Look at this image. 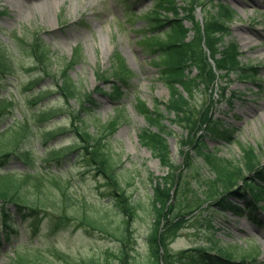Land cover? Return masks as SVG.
Segmentation results:
<instances>
[{
	"label": "trees",
	"instance_id": "obj_1",
	"mask_svg": "<svg viewBox=\"0 0 264 264\" xmlns=\"http://www.w3.org/2000/svg\"><path fill=\"white\" fill-rule=\"evenodd\" d=\"M190 2L184 15L185 18L190 17L197 27L198 34L192 39L187 38V27L176 22L180 20L179 17L161 14L157 7L148 14V18L153 20L149 30L157 29L160 32L167 29V39L161 40L157 33L150 31L143 38L148 43L155 39L157 45L166 49L160 55L163 56L160 60L153 56L151 62L160 69L159 77L170 89V97L162 102L163 108H151L145 101L141 104L138 101L139 110L148 123L138 133L140 141L170 170L164 177L150 174L153 183L152 223L148 234L150 261L151 264H240L250 259V253L237 256L230 249L218 246L207 249L197 245L179 250L167 246L180 227L177 224L182 221V212L192 214L195 209L183 211L185 206H182L181 195L189 187V180L171 160L167 135L173 133V128L164 119L179 129L190 131V138L201 130L194 146L201 149L210 162L214 157L213 165L217 170L213 181L215 185L210 184V190L204 194L206 202L222 211H249L259 225L264 223L254 213L255 210L264 213V204L260 203L264 201V164L259 163L252 149L248 154L254 158L249 160L247 167L234 166L218 156L216 150L215 153L204 151L207 150V137L229 141L232 134L228 133V126L223 120L210 112L209 105L199 108L196 104V94L204 82L210 83L218 77L228 79L233 74L245 77L250 72L249 79L252 80L256 67H246L247 64L241 59L239 44L228 38L231 35L229 22L234 17V11L227 4L217 0L210 7V17H204L201 28L191 12L193 9L188 8L194 3L193 0ZM21 41L22 49L30 51L33 58L30 68H41L43 74L49 75L54 61L50 46L42 35L39 32L32 35L26 43L29 51L25 41ZM0 46V68L12 72V55L3 45ZM206 50L214 57V65L209 62ZM75 61L71 57L56 69L55 86L37 87L42 75L31 79L24 89L33 90L28 102L37 105V108L0 131V251L4 244L11 245L13 240L18 239L22 229L30 231L29 242L41 238L42 231L56 233L71 229L74 232L81 230L88 235L100 233L112 236L118 243L116 264H131L134 249L131 225L138 202L122 183V161L113 146V135L121 115L102 120L93 92L84 90L68 73ZM109 61L107 68L97 69L96 76L105 86L110 85L111 91L104 89L105 86L101 87V83L93 91L108 92L112 99L119 102L120 96L128 89L126 81L131 70L118 50L112 52ZM191 65L197 69L195 75L186 71V67ZM52 90L59 95L57 99H49ZM225 92L224 86L221 93ZM72 99L74 103L70 104ZM13 102L5 100L0 104V122L6 109L12 108ZM164 110L173 113V116L166 115ZM59 117L62 119L59 120ZM51 121L55 125L49 127ZM180 137L183 144L189 142L187 133ZM64 138H68L65 143L62 141ZM16 160L23 163L21 168L11 167ZM246 168L252 173L247 174ZM88 178L96 180L94 182L101 194L108 198L101 203L120 216L119 225L113 226L107 214L98 207L101 203H92L81 193L80 188ZM237 180L240 184L234 188ZM172 195L174 200H170ZM231 197L244 201L245 205L234 202ZM24 248L25 253L21 254L20 249L15 247L16 259L11 258L12 264H46L37 257L26 255L29 248ZM162 248L164 254H161ZM67 260L70 264H110V260L95 256Z\"/></svg>",
	"mask_w": 264,
	"mask_h": 264
},
{
	"label": "rangeland",
	"instance_id": "obj_2",
	"mask_svg": "<svg viewBox=\"0 0 264 264\" xmlns=\"http://www.w3.org/2000/svg\"><path fill=\"white\" fill-rule=\"evenodd\" d=\"M193 2L188 8L193 9L191 12L202 28L204 17H210V7L217 0ZM221 2L234 11V17L229 22L231 35L228 38L239 44L241 59L247 63L246 67L253 68V64L258 67L255 70L256 82L249 80L251 72L245 77L233 74L228 79L218 77L210 83L204 82L201 90L197 92V107L209 105L210 112L216 118H221L228 126V133L232 134L230 142L207 137V150L204 151L215 153L216 150L218 156L230 161L234 166L247 167L249 160L254 158L252 154H248L252 149L259 163L264 164V0ZM190 4V0H20L15 5L10 0H0V45L12 55L13 66L12 72L0 68V102L6 97L14 101L12 108L4 112L6 115L1 119L0 131L6 129L12 121L22 119L28 111L37 108V105L28 102L33 90L24 89L31 79L42 75L43 78L37 87L55 86L56 69L71 57L76 59L68 73L84 90L93 92L99 106L97 112L102 120L121 115L113 135V146L122 161V183L138 202L137 213L131 225L134 237L131 264H151L148 234L152 223L153 183L150 174L164 177L170 171L161 164L158 156L141 143L138 135L141 127L148 126L139 110L138 101L140 104L145 101L151 108H163L162 102L170 97L168 84L159 77L160 69L151 62L153 56L160 60L163 57L160 55L166 49L157 45L155 39L150 43L148 40L143 41L150 32L157 33L159 39L165 40L168 31H150L149 25L153 20L148 18V14L156 10V7L161 14L171 17L174 14L180 18L176 22L187 27V38L192 39L198 34L197 27L190 17L185 18L184 15L186 6ZM37 32L42 35L52 51L54 62L49 75L43 74L41 68H30L33 58L26 43ZM21 39L25 41L29 52L22 49ZM77 49L79 51L76 55ZM114 50L119 51L126 61L127 68L131 70L126 81L128 89L120 96L119 102L112 99L108 92L93 91L101 83L96 76L97 69L110 65L109 59ZM207 55L209 62L214 65V57L209 53ZM186 68L191 75L197 73L194 65ZM101 85L105 86L103 83ZM109 86L104 89L111 91ZM178 86L183 90L182 86ZM224 86L226 92L222 94ZM52 92L49 99H57L59 95L56 90ZM73 103L74 99L70 101V104ZM164 113L173 116V113L166 110ZM60 119L62 117H59ZM164 121L173 128V133L167 135L171 160L178 165L179 171L182 170L185 179L189 180V187L181 195L182 206H185L183 211L195 209L192 214L182 212V221L177 224L180 227L176 229L167 246L173 250L197 245L207 249L218 246L230 249L232 254L236 253L238 256L247 252L253 256L252 251L255 250L254 256L257 255V259L250 258L240 264H264V228L257 226L249 211H222L206 202L204 194L210 190V184H214L217 170L213 165L214 157L210 162L202 150L194 146L201 130L190 138V131L177 128L168 119ZM53 125L54 121L48 123L49 127ZM151 128L156 130L155 127ZM183 133H187L189 137L186 144L182 143L180 137ZM64 139L63 143L68 141V138ZM22 166L21 161L11 163L12 168ZM246 173L252 172L246 168ZM86 181L80 189L89 201H107L106 195L101 194L96 186V180L88 178ZM239 184L240 181L237 180L234 188ZM170 187L173 193V184ZM231 199L245 205L235 197ZM170 200H174L173 195ZM98 207L108 215L105 214L113 226L119 225L120 216L117 213L102 203ZM41 235V238L29 242L30 233L23 229L19 238L13 240L12 248L4 244L0 251V264H12L11 258L16 259L14 247L20 244L21 254L25 253L24 247L28 246L26 255L37 257L46 264H70L67 258L72 260L92 256L106 258L110 260V264L117 263L115 253L118 243L110 235H88L81 230L74 232L71 229L56 233L42 231ZM164 249H161V254H164Z\"/></svg>",
	"mask_w": 264,
	"mask_h": 264
},
{
	"label": "bare ground",
	"instance_id": "obj_3",
	"mask_svg": "<svg viewBox=\"0 0 264 264\" xmlns=\"http://www.w3.org/2000/svg\"><path fill=\"white\" fill-rule=\"evenodd\" d=\"M10 1H11V3H13L15 5H17V3L20 2V0H10ZM46 4H48V3H46Z\"/></svg>",
	"mask_w": 264,
	"mask_h": 264
}]
</instances>
